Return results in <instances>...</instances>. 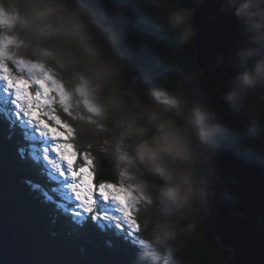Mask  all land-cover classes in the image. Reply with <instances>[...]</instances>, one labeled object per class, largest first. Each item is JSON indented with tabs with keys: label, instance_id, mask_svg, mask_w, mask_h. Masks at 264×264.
Wrapping results in <instances>:
<instances>
[{
	"label": "clouds",
	"instance_id": "9594fccd",
	"mask_svg": "<svg viewBox=\"0 0 264 264\" xmlns=\"http://www.w3.org/2000/svg\"><path fill=\"white\" fill-rule=\"evenodd\" d=\"M145 18L176 45L195 37L193 0H141ZM195 5L203 0H194ZM240 22L245 42L233 57L231 89L211 88L214 102L182 88L142 87L117 53L119 38L105 17L81 0H0V36L9 37L8 61H31L52 71L65 89L76 139L107 162L138 197L137 217L147 244L136 264H160L179 251L184 221L208 209L217 179L216 138L227 131L224 106H247L251 125L264 126L248 97L264 89V0H221ZM217 63L222 58H217ZM193 81V80H192Z\"/></svg>",
	"mask_w": 264,
	"mask_h": 264
},
{
	"label": "trees",
	"instance_id": "16d2710c",
	"mask_svg": "<svg viewBox=\"0 0 264 264\" xmlns=\"http://www.w3.org/2000/svg\"><path fill=\"white\" fill-rule=\"evenodd\" d=\"M81 2L105 17L106 24L119 38L118 51L136 61L138 68L151 79L152 86H163L172 91L184 88L186 92L188 88H194L195 96L202 94L209 101L210 89L218 87V83L211 69L208 77L195 74V37L190 44L177 46L170 32L162 33L154 24L145 22L153 10L143 5L141 0ZM261 93L262 89L256 90L248 100L255 102L264 113ZM224 109L228 115L235 111L230 106H224ZM226 122L230 132H224L217 138L224 137L221 140L233 145L239 154L264 160V126L256 124L254 131H249L251 120L247 124L235 119ZM23 143L20 129L10 130L8 122L0 120V215L26 250L49 264H136L141 247L124 233L113 228L102 229L90 218L79 226L70 214H64L55 204L46 202L39 192L31 190L26 180L41 185L55 196L51 192L55 184L39 166L19 155L18 148ZM74 143L81 152L89 151L94 157L93 151L82 148L77 139ZM94 165V182L117 183L118 179L107 162L98 166L94 158ZM230 173L236 181H243L238 172L231 170ZM225 190L232 196L240 195L230 185H225ZM138 222L140 224L139 219ZM184 223H191L194 227L190 232L181 233L179 248L188 251L193 263L225 264L221 254L206 245L199 214H193ZM256 226L260 227L258 219ZM137 236L145 238L142 228ZM226 253L227 256L231 254L230 250ZM163 261L161 258L160 264H164Z\"/></svg>",
	"mask_w": 264,
	"mask_h": 264
},
{
	"label": "snow or ice",
	"instance_id": "6c2138e0",
	"mask_svg": "<svg viewBox=\"0 0 264 264\" xmlns=\"http://www.w3.org/2000/svg\"><path fill=\"white\" fill-rule=\"evenodd\" d=\"M10 39L0 36V120H6L10 130L20 129L24 143L18 148L19 155L39 166L55 184L51 189L55 196L31 180L25 182L46 202L70 214L79 226L90 217L102 229L137 236L141 231L136 216L138 197L122 180L94 182V157L74 143L73 113L64 99L63 82L31 61L11 62L10 66ZM109 203L114 207H106ZM136 242L147 244L140 237ZM163 259L175 264L172 254Z\"/></svg>",
	"mask_w": 264,
	"mask_h": 264
},
{
	"label": "water",
	"instance_id": "95a60500",
	"mask_svg": "<svg viewBox=\"0 0 264 264\" xmlns=\"http://www.w3.org/2000/svg\"><path fill=\"white\" fill-rule=\"evenodd\" d=\"M220 3L221 0H203L202 4L195 5L193 0L196 7L195 74L208 77L209 70H213L218 88L227 92L238 71L233 57L246 38L240 22L230 11H221ZM117 53L130 77L135 76L142 87H153L149 76L138 68L133 58L118 49ZM218 57L222 62H216ZM187 94L195 96V89L188 88ZM261 97L264 106V89ZM215 147V194L208 209L199 214L203 239L208 248L221 254L225 264H264V163L254 156L237 153L234 146L219 138H216ZM231 170L238 172L243 181H236ZM225 185L234 187L240 195L228 194ZM0 264L49 263L31 255L0 215Z\"/></svg>",
	"mask_w": 264,
	"mask_h": 264
},
{
	"label": "rangeland",
	"instance_id": "374dc122",
	"mask_svg": "<svg viewBox=\"0 0 264 264\" xmlns=\"http://www.w3.org/2000/svg\"><path fill=\"white\" fill-rule=\"evenodd\" d=\"M10 66H12L11 65V63H10ZM144 71V70H143ZM145 72V71H144ZM212 88H214V87H212ZM214 97L212 96V94H210V96H209V101L210 102H214ZM249 104L254 108V110L257 112V113H261L260 112V109H259V107L257 106V104L255 103V102H253V101H249ZM235 109V111H234V115L233 114H230V115H228V113H226V117H225V122L229 119V120H238L240 123H244V124H247L248 123V121L249 120H251L250 119V112H249V109H248V107L247 106H245V107H241V108H239V109H237V108H233V110ZM61 115H62V118H66L65 116H66V114H62L61 113ZM258 125V124H257ZM260 125V124H259ZM258 125V126H259ZM226 127H227V122H226ZM257 127V126H256ZM228 129V128H227ZM62 131V130H61ZM230 132V129H228L225 133L226 134H228ZM221 139H224V137H221ZM228 141H230V140H228ZM233 146V145H232ZM260 160V159H259ZM261 162H263L264 163V160H260ZM119 181V180H118ZM117 181V182H118ZM106 207H108V208H112V207H114V206H112L110 203L108 204V205H106ZM193 215V214H192ZM191 215V216H192ZM190 217V216H189ZM90 218V217H89ZM91 219V218H90ZM94 222V221H93ZM95 224H97L96 222H95ZM114 229V228H113ZM115 230V229H114ZM140 233V232H139ZM130 240H132V241H134L135 243H136V245L139 247H143V245H141V244H139V243H137L136 242V240H137V237L138 236H129V235H127L126 233H124ZM195 245V247L196 248H198V244H196V243H194ZM174 258H175V264H194L193 263V260L190 258V255H189V253H188V251L186 250V249H181V248H179V251H177L176 253H175V255H174ZM162 259H163V257H162ZM164 262V264H170V262L169 261H163Z\"/></svg>",
	"mask_w": 264,
	"mask_h": 264
},
{
	"label": "bare ground",
	"instance_id": "6f19581e",
	"mask_svg": "<svg viewBox=\"0 0 264 264\" xmlns=\"http://www.w3.org/2000/svg\"><path fill=\"white\" fill-rule=\"evenodd\" d=\"M6 225H7V223H6ZM14 233V232H13ZM15 234V233H14Z\"/></svg>",
	"mask_w": 264,
	"mask_h": 264
}]
</instances>
